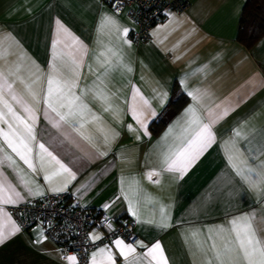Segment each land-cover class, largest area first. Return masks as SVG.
<instances>
[{
  "label": "crops",
  "instance_id": "0c3cea01",
  "mask_svg": "<svg viewBox=\"0 0 264 264\" xmlns=\"http://www.w3.org/2000/svg\"><path fill=\"white\" fill-rule=\"evenodd\" d=\"M186 1L185 11L171 12L153 25L147 40L135 43L130 39L131 20L101 0H0V90L5 99L23 114L8 95L6 83L30 99L25 85L42 94L53 67H73L75 59L80 63L76 92L85 90L87 104L82 117L70 123L59 121L43 102L37 106L32 144L35 172L0 137V184L21 194L17 200L8 190L16 202L0 200V229L6 236L0 243V264H73L60 260L54 244L39 230H22L11 213L18 204L51 193L70 192L80 206L106 209L135 222V252L121 255L113 243L120 238H114L89 253L90 264H158L146 255L157 242L168 264H203L212 254L205 256L190 243L193 233L202 243L218 227H228L232 217L254 215L256 221H264V192L249 188L228 159L233 131L241 129L248 136L235 138V148L250 164L259 167L264 161V37L250 48L237 40L246 0ZM106 16L115 25L101 27ZM124 28L129 29L127 36L121 35ZM105 59L114 65L106 75L100 67ZM97 76L110 96L108 111L87 91L95 89ZM174 88L184 94L186 103L153 132L152 124L164 116ZM160 92L167 94L163 106L156 99ZM189 106L204 122L209 111L227 109V115L213 124V143L181 176L164 171L162 160L194 133L196 126L186 124ZM134 109L137 114L143 111L147 135L134 119ZM150 109L156 111L155 117ZM39 144L71 175L62 172ZM8 155L16 164L6 159ZM39 156L46 162L43 170ZM153 171L159 175L150 180ZM52 172L59 174L46 181L44 177ZM13 225L18 231L11 232ZM96 236L90 234L92 240Z\"/></svg>",
  "mask_w": 264,
  "mask_h": 264
},
{
  "label": "snow or ice",
  "instance_id": "6c2138e0",
  "mask_svg": "<svg viewBox=\"0 0 264 264\" xmlns=\"http://www.w3.org/2000/svg\"><path fill=\"white\" fill-rule=\"evenodd\" d=\"M116 10L119 11V6L114 5ZM115 20L112 17H104L101 27L111 24L115 25ZM119 31V29H117ZM66 31V30H65ZM129 32L128 28H124L121 35L127 36ZM125 43L130 41L126 40ZM103 55V53L101 54ZM112 55H117L115 52ZM73 67H69L67 64L62 67H53V71L48 73L46 77V88L43 89V93H37L33 90L30 84L25 85L27 97L24 93H17L12 88L11 83H6V87L9 90L8 95L15 104L20 105L23 114L16 111L12 104L5 99V93L0 90V104H3V108L0 109V125H6L0 127V137L3 138L4 143L7 145L11 152L19 157L20 161L31 169L33 172L37 171V165L33 162L32 157V144L36 140L34 134V123H35V112L38 110L37 106L43 102L46 108L51 113H54L55 117H58L59 121L64 123H70L71 120L77 116H81L87 104L84 103L83 97L86 94L85 90H81L80 94H77L76 89L78 88L79 81V67L80 63L77 60L72 61ZM117 64H120L119 58ZM107 65V67H105ZM100 67L104 69V74L112 70L114 65L111 64L110 59H105L100 64ZM91 71V68L89 69ZM130 71V69H128ZM98 83L95 89H88L91 92L93 98L100 101L104 105V111H108L111 108L110 96L106 91V85L100 76H97ZM23 83V81H21ZM36 81H33L35 83ZM138 92V90H137ZM189 96H192L194 100L198 99V96L193 92H188ZM167 98V94L160 92L156 99L158 103L163 106ZM147 105L148 101H144ZM219 107V106H217ZM48 112H45L47 116ZM156 111L150 109V115L156 116ZM185 114L188 117L186 124L190 128L195 125V131L190 136L185 137L181 144L170 149L168 153L164 155L162 160L163 170L173 173H180L181 176L187 172V170L195 163L200 155L213 143L215 137L213 134L212 126L219 119L227 115V109L219 112L209 111L208 121L204 122L197 115L194 108L189 106L185 109ZM144 113L140 111L138 114L134 109V119L137 124L144 130V134L147 135V122L143 119ZM98 119V117H93ZM83 128L84 125L80 124ZM131 129L132 126L129 125ZM187 132L188 129L186 128ZM172 132L169 129L168 133H165V138ZM234 139L230 141L232 149L229 154V161L233 163V167L237 175L241 176L242 179L248 184V187L254 191L264 192V161L261 162L259 167L254 164H250L248 159L235 148L236 139H247L248 134L244 133L241 129H235L233 131ZM87 138V137H85ZM139 139V136L137 137ZM42 152L46 153L51 160L55 161L59 165V169L62 172L69 173L68 169L64 164L56 159L51 152L45 148L43 144L38 145ZM7 160L16 164V161L11 155L6 157ZM45 160L43 156H39L40 169L43 170L45 167ZM58 172H52L51 175H46L44 179L51 181L52 176L58 175ZM159 173L153 171L148 174V179H152L153 176H157ZM158 182V181H156ZM13 192L16 199L21 198L19 192H15L14 189H8ZM3 184H0V200L3 203H15L16 200L13 196L7 195V191ZM53 191H61L62 189L53 188ZM119 198V197H117ZM105 208L109 205H105ZM131 211V209H130ZM135 215V212L132 213ZM18 231L13 225L11 232ZM224 233H227V237H224ZM6 236L2 229H0V243H3ZM94 239H99L98 236ZM190 243L193 246L207 256L210 252L212 258L205 260L203 264H264V221H256L254 215H240L232 217L228 222V227L220 226L216 229L215 235H209L202 243L198 242L197 234L193 233L189 238ZM211 241V243H208ZM121 255L126 256L127 253L135 252V248L132 244H125L123 240L117 239L113 242ZM207 244L205 249L204 245ZM143 246V245H141ZM101 252L105 249H100ZM146 255L152 256L153 260H157L158 264H168L166 257L163 256L161 245L157 242L151 248L148 249ZM111 259V257H109ZM67 259L75 264L76 257L69 256Z\"/></svg>",
  "mask_w": 264,
  "mask_h": 264
},
{
  "label": "built area",
  "instance_id": "2783aa9c",
  "mask_svg": "<svg viewBox=\"0 0 264 264\" xmlns=\"http://www.w3.org/2000/svg\"><path fill=\"white\" fill-rule=\"evenodd\" d=\"M116 14L125 13L134 28L130 39L147 40L154 24L171 12L188 8L186 0H101ZM114 5L119 6V11ZM20 228L26 232L39 230L55 246L62 261L75 256V264H90L89 253L100 243L120 238L130 244L138 239L135 222L128 216L120 217L106 209H91L77 204L70 192L46 194L34 202L21 203L11 208ZM91 233L99 235L92 240Z\"/></svg>",
  "mask_w": 264,
  "mask_h": 264
},
{
  "label": "trees",
  "instance_id": "16d2710c",
  "mask_svg": "<svg viewBox=\"0 0 264 264\" xmlns=\"http://www.w3.org/2000/svg\"><path fill=\"white\" fill-rule=\"evenodd\" d=\"M262 37H264V0H246L238 22L237 40L246 48H250ZM185 103L184 94L174 88L164 116L158 119L157 123L152 124V131L157 132L164 127Z\"/></svg>",
  "mask_w": 264,
  "mask_h": 264
}]
</instances>
